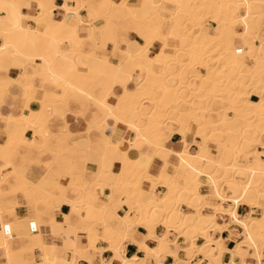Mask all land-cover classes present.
<instances>
[{"label":"bare ground","instance_id":"bare-ground-1","mask_svg":"<svg viewBox=\"0 0 264 264\" xmlns=\"http://www.w3.org/2000/svg\"><path fill=\"white\" fill-rule=\"evenodd\" d=\"M24 1L0 0V13H4V17H0V103L13 84L28 93V101L37 94L42 99L35 112L26 111L23 115L7 117L0 115L5 127L14 130L7 133L0 145V161L6 165L1 170L0 214L15 211L16 202L6 205L4 201L21 195L31 200L29 207L34 217L25 222L27 231L16 233L12 223L1 224L0 250L5 252L6 264L28 263L19 260L31 256L32 248L13 251V241L27 239L38 242L41 237L39 214L48 216L54 210L52 202L56 199L70 207L71 215L81 217L83 223V227L78 228L80 233L75 232L72 238L73 247L67 253L70 256L68 264H76L80 259L93 264L86 255L88 252L99 256L103 253V249L95 246L98 239L107 245L118 264H145L147 260L162 264L161 259L165 257L172 258L173 264H184L178 257L180 249L190 255H203L208 259V262L204 260L207 264H226L221 261L224 252L231 256L228 264H233L236 258L240 259V264H246L240 256L241 251L250 255L257 264H262L264 156L261 154L264 153L255 149L253 144L251 149H247L243 165L238 164L236 157L241 156L238 151L248 144L264 141V55L260 54L264 51V0H138L137 5L131 0L120 3L73 0L75 8L64 6V14H71L72 23H68L67 15L61 21L48 23L55 7L54 0H31L38 13L26 17L21 14ZM83 8L92 20L103 21L99 27L88 24L86 39L79 37L78 30L81 21L79 10ZM203 11L216 19L213 34L208 29L202 32ZM168 19L170 26L167 25ZM22 21H31L36 27L24 28ZM186 21L190 25L185 24ZM123 25H127L124 32L121 30ZM165 25L168 28L163 32ZM131 32L143 42L135 54L121 48L129 42L127 34ZM102 34L114 36H109L102 43L97 39ZM153 39L160 44L158 57L151 51L155 43ZM83 41L92 43L91 53L82 52ZM107 47L116 50L114 57L116 53L122 54L116 64H109L110 58L105 55L95 54L96 49ZM178 52L187 55L189 62L203 63L207 76L202 83L200 73L183 74L180 71L177 67ZM164 54H170L172 58L164 62L165 68L162 69L157 64ZM14 66L22 69L17 78L8 76L9 68ZM28 66H39L42 72L29 75L25 71ZM105 73L109 76L103 77ZM36 78L43 80L42 87L33 85ZM172 81L174 83L170 85L168 82ZM178 81L182 86L172 91ZM130 84L132 89L127 88ZM54 85L57 90L48 91L45 87ZM203 85L208 95L219 93L222 96L223 103L230 106L227 111L225 109L227 113L234 112L232 108H240L238 110L256 115V118L250 117L253 121L249 120L242 126L243 120L241 124L240 118L233 119L225 113L214 119L206 112H199L197 107L202 102L196 104L185 99L194 89L199 91L196 86ZM249 85H254L252 93L257 100L245 101ZM116 87L121 89L118 95L114 93ZM108 98L113 102L110 103ZM171 99L175 101L172 106H162L164 100L170 103ZM72 103L78 106L79 112L92 113L86 131L87 151L72 147L68 143V134L60 133L54 127L48 131V118L53 116L54 105H62L70 112ZM202 108L211 109L210 102H203ZM108 125L113 128L122 126L130 137H107L104 131ZM241 127L245 130L242 131ZM47 131L53 136L49 137ZM246 132L250 133L249 137L243 136ZM174 133L181 137L177 152L167 148ZM29 135L33 139L24 141ZM188 135L193 139L194 153L189 151ZM50 138L59 140V149L52 155L54 160L44 166L45 174L36 183L19 174L11 184L10 178L18 174L15 158L19 156L29 160L34 150H49ZM208 142L216 143L218 151L225 157L218 155L217 160L212 159ZM261 143L260 149L264 151ZM21 145L26 146L30 153L20 156L18 149ZM94 147H99L102 154L110 151L119 154L117 173H108L101 165L93 173L86 170L87 158L82 156L88 157ZM160 152L170 155L176 163L160 160ZM132 154L134 158H131ZM75 155L78 158L73 160ZM33 159L41 161L40 156ZM156 161L160 165L159 170L152 175L151 168ZM179 167L185 169L184 174H179ZM52 168L54 172L50 173ZM169 168L172 169L171 174L167 172ZM64 177L67 183L61 182L65 181ZM46 181H52L49 189L45 187ZM155 183L166 188L163 195L158 196L153 191ZM202 185L215 200L214 204L205 202L207 196L199 192ZM4 186L8 189L5 190ZM143 187L150 188V191ZM102 188L110 191L106 201H100L98 197V190ZM56 192H61L62 198L56 196ZM69 192L74 198H67ZM119 192L124 196L117 197V193L121 196ZM92 196L95 200L91 202L88 197ZM123 197L132 207L120 217L116 211L123 204L120 202ZM182 202L190 204L194 211L188 209L184 213ZM239 206L249 209L243 218L237 214ZM256 211H260L259 217L253 216ZM219 217L225 225L218 224ZM69 218L63 216L62 220ZM112 220L118 223L116 228L110 224ZM157 222L187 235L185 248H180L165 233L156 236L154 226ZM29 223L35 225L36 233L29 230ZM231 223L239 227L243 240L236 244L234 250L226 251L222 248V240H211L208 230L220 232ZM139 226L146 229V235L136 233ZM4 227L11 232L10 236H4ZM194 234L207 239L204 246H196ZM147 241H152L155 248L147 247ZM126 243L138 247L144 258H126ZM77 254H81L80 259ZM104 263L103 259L99 262ZM43 264L49 263L44 260Z\"/></svg>","mask_w":264,"mask_h":264},{"label":"crops","instance_id":"crops-1","mask_svg":"<svg viewBox=\"0 0 264 264\" xmlns=\"http://www.w3.org/2000/svg\"><path fill=\"white\" fill-rule=\"evenodd\" d=\"M87 1V0H84ZM115 3H120L122 0H112ZM131 3L138 4V0H131ZM75 1L73 0H67L66 2L64 0H54L53 5L55 6L52 10V17L48 18V23H52L54 21L58 22L61 21L65 15H67L68 23H72V16L71 14H64V6L66 8H75ZM75 6V7H74ZM63 7V8H62ZM36 6L31 0H25L22 4L21 14L29 17V16H36L37 15ZM79 16L81 18L78 30H79V37L81 39H86L88 35V24H93L96 27H99L103 25V21L100 19L92 20V16L89 15L85 8L79 10ZM0 17H4V13H0ZM93 23H92V22ZM82 23V24H81ZM211 26H215L214 23L208 22ZM85 26V27H84ZM22 27L24 28H30L34 29L36 26L31 21H22ZM168 28L167 25L163 27V32L166 31ZM99 41L102 40L101 35H98L97 38ZM127 39L129 42L127 45L122 46V49H126L129 53L135 54L139 51L140 43H143L141 39H138L136 35H134L132 32L127 34ZM2 41L0 40V44ZM86 46V47H85ZM85 47V48H84ZM160 47V44L158 42L154 43L153 48L151 49L152 53H156ZM66 49V48H64ZM84 49V50H83ZM93 51L92 43L89 41H83L82 42V52L83 53H91ZM113 49L112 47H107L106 49H96L95 54L98 56H108L110 57L109 64H116L121 60L123 57L121 53H116V56L111 58ZM116 58V59H115ZM80 61V60H79ZM107 67L106 69H108ZM105 69V67H104ZM85 70V69H84ZM29 75L35 73V72H42L41 67L37 66H28L25 70ZM22 72V69L20 67L14 66L10 67L8 71V76L11 78H17L20 73ZM19 73V74H18ZM5 76V74H3ZM33 85L36 87H42L43 80L41 78H36L33 81ZM133 85L130 84L127 86L128 89H132ZM48 91L57 90L58 87L56 85L54 86H45ZM114 93L116 95L121 93V89L119 87H116L114 89ZM254 97H252L253 99ZM42 99L40 95H34L30 101H28V93L22 89L19 85L13 84L8 88L7 94L4 96L2 102L0 103V115L2 117L7 116H18L25 114L26 111L35 112L39 108V102ZM108 101L110 103L113 102V100H110L108 98ZM84 115V116H83ZM53 116L56 117V123L54 124V129L58 131L59 128L62 129V133L68 134L70 136V139L68 140V143L75 148H78L81 151H87L89 148V144L86 142V131L88 127L89 121L92 119V113L89 112H79L78 106L75 103H72L70 105V112L66 111L65 108L62 105H54L53 107ZM14 131L13 128L5 127V123L0 119V145L3 144L4 139L7 136L8 132ZM104 134L114 139L118 136H122L123 138L130 137L128 136L126 130L122 126H118L116 128H113L111 125H108L106 127ZM85 135V136H84ZM85 137V138H84ZM33 138L29 135L24 138V141H31ZM197 140V139H196ZM195 140V141H196ZM180 142L181 137L179 134L174 133L171 138L169 139V143L167 144V148L172 149L173 151H179L180 148ZM187 142L190 143V152H195L196 148L194 146L193 139H191V135H188ZM198 142V141H197ZM40 144V143H38ZM86 149V150H85ZM34 150L33 152H35ZM18 153L20 156H25L26 154L30 153L28 148L24 145H21L18 149ZM31 156V155H30ZM135 156L132 154L131 158H134ZM77 157H74L73 160L77 159ZM83 159L87 158V164H86V170L88 172H95L99 165L103 167V169L106 172H113L117 173L119 171L118 161L120 159L119 154L116 151H110L107 154H102L99 147H94L92 149V152L88 155V157L82 156ZM158 158L162 161H168L173 164L175 160L171 159L170 155H168L165 152H160L158 154ZM42 164L35 165L32 160H24L21 157L15 158V166L17 168V173L13 175L10 178V183L13 184L14 181L19 178V174L25 175L26 178L36 183L44 174H45V167L46 164L50 163V159H42L40 158ZM159 163L156 161L152 168H151V174L156 175L159 170ZM6 165L0 161V179L2 178L1 170L4 169ZM56 167V165H55ZM118 168V169H117ZM179 174H184L185 169L183 167H179L178 169ZM168 173H172V169L169 168ZM63 179V177H62ZM62 183H67L68 180L61 181ZM52 185V181H46L45 187L50 188ZM145 189H148L144 187ZM4 189L7 190L8 186H4ZM156 195H163L166 190L162 187H157L155 189ZM200 192L207 196L205 199V202L207 204H214L215 200L210 197L208 190L203 187L200 188ZM56 196L62 198L61 192H56ZM110 195V191L108 189L102 188L98 190V197L100 201H106V198ZM67 198H74V195L69 192L67 194ZM89 201H94L95 196L88 197ZM124 197L120 199L121 203H124ZM6 205L10 204H16L17 207L16 210L13 212H6L0 214V228L2 223H12L13 224V230L14 232H20V231H27L28 226L25 223L27 220L32 219L34 217L33 212L31 211L29 205L31 204V200L25 199L23 196H15V197H9L5 201ZM16 202V203H15ZM19 204V205H18ZM55 204V205H54ZM54 205V206H53ZM52 207L54 210H51V212L46 216L45 214H39L40 215V234L41 237L38 242H33L30 240H19L14 239L12 244V250L13 251H21L27 248H32L33 253L31 256H28L27 258L20 259L21 261H27V264H43L44 260H46L49 264H68L70 262V256L67 254L70 249L73 247L72 238L74 236V233L78 231L80 233V230L78 228L83 227L82 226V218L71 215L70 207L59 201L58 199L54 200L52 202ZM58 208V209H57ZM58 210V211H57ZM128 211V207L125 205H121L119 209H117L116 214L120 217H123ZM182 211L184 213L188 212V208L185 205H182ZM249 209L245 206H239L237 209V214L240 217H245L248 213ZM255 215V214H254ZM253 215V216H254ZM63 216H69V220L63 221ZM82 216V214L80 215ZM221 218V217H219ZM217 219L218 224L225 225L224 220ZM4 220V221H3ZM112 222V223H111ZM110 224L113 227H117L118 223L115 220H112ZM16 223V224H15ZM227 225V224H226ZM115 227V228H116ZM1 230V229H0ZM136 233L138 235H146L147 231L145 228L139 226L136 228ZM221 232V233H220ZM217 232L214 234V239L218 241L219 239L222 240V248L226 251H232L236 247L237 243H240L243 239L240 237V229L235 224L231 223L227 225L222 231ZM164 233V228L161 226L156 227L155 229V235L161 236ZM83 239V237H81ZM204 239L198 238L196 241V246H204ZM179 246L185 245L184 240L179 239L178 241ZM147 247L150 249L155 248V244L152 241H147ZM125 257L130 259L133 256H137L138 258H144V254L133 244L126 243L125 244ZM97 248L103 249V253L99 256L97 254H94L93 252H88L86 257L89 260H93V264H99L100 260L103 259L106 264H118V261L114 259V255L110 253L107 250V245L105 243L99 242L96 245ZM184 247H182L183 249ZM199 256V255H198ZM240 256L244 259V262L246 264H257V262L251 258L250 255L244 253L241 251ZM78 259H80L81 254H77ZM178 257L181 259L185 258V254L183 251L178 252ZM262 257H264V254H262ZM43 261H42V260ZM31 260V261H30ZM33 260V261H32ZM264 260V259H262ZM261 260V261H262ZM162 264H173V259L170 257H165L161 259ZM201 262V264H207V262H203L200 258H195L191 264H197L198 262ZM222 263H230L231 262V256L224 252L222 254ZM146 264H155L152 260H147L145 262ZM233 264H240V259L236 258L232 261ZM0 264H6V257L5 252L0 250ZM76 264H88L87 262L83 260H78ZM105 264V263H104Z\"/></svg>","mask_w":264,"mask_h":264},{"label":"rangeland","instance_id":"rangeland-1","mask_svg":"<svg viewBox=\"0 0 264 264\" xmlns=\"http://www.w3.org/2000/svg\"><path fill=\"white\" fill-rule=\"evenodd\" d=\"M193 11H195V9L193 10ZM206 11H203L202 12V14H201V23L202 24H200L199 26L201 27V29H202V32L204 31V29H205V31L208 29L212 34H213V27H215L216 26V24H215V21L214 20H216L215 19V17L212 15V14H207V13H205ZM194 14V13H193ZM214 18V19H213ZM122 20V19H121ZM120 19H119V21L120 22H122ZM208 22H212V23H214L215 24V26H211L210 24H208ZM185 24H188V25H190V23L188 22V21H186L185 22ZM167 25L168 26H170V22H169V19H168V21H167ZM126 27H127V25H123V27H122V31L124 32V30L126 29ZM109 36H112V35H104V34H102V40H101V42L102 43H104L105 42V39L106 38H109ZM114 36V35H113ZM112 36V37H113ZM197 36V35H196ZM262 37H264V35H262ZM153 42H156V40L155 39H153ZM86 47V46H85ZM84 47V48H85ZM84 50V49H83ZM116 52V50H114L113 49V52H112V55H111V58H113L114 57V53ZM155 55H156V57H158L160 54L159 53H154ZM260 54H262V55H264V51H261V53ZM177 56V62H178V64H177V67L179 66V69H180V71L183 73V74H186L187 72H191V74H193V72H198V73H200L201 75V79H200V83H202L203 81L202 80H204L205 79V77L207 76V71L204 69V67H203V63L202 62H198V61H194V62H189V60H188V56L187 55H185L183 52H178V54L176 55ZM106 57H108V56H106ZM110 58V57H109ZM161 59L159 60L160 61V63H158L157 65H158V67L159 68H162V69H164L165 68V64H164V62L165 61H170L171 60V58H172V56L170 55V54H164V55H162L161 57H160ZM116 59V58H115ZM188 61V62H187ZM181 62H184V63H181ZM198 63V64H197ZM202 63V64H201ZM184 64V65H183ZM106 66H109V65H106ZM180 66H182V67H180ZM105 67V66H104ZM158 68V69H159ZM175 68V67H174ZM158 69H157V71H158ZM156 71V72H157ZM106 74V75H105ZM104 75H103V77H105V76H109V74H107V73H105ZM191 80H193V78H191ZM170 85H172L173 83H174V81H172V82H168ZM215 84H217V82L215 83ZM219 84V83H218ZM178 85V86H177ZM175 87H173L172 88V91L174 90H178V88H180V86H182V85H180L179 86V81H178V84H177ZM204 87V85L201 87H195V88H197L199 91H197V90H195L194 89V92L192 91L191 93H189V95H188V97L185 99V101L187 100V101H190V102H195L196 104L197 103H203V102H205V101H209L210 102V106H211V109H208V110H210V111H208V110H204L203 108H202V103L200 104V106H198L197 108L199 109L198 111L199 112H206L208 115H211L212 117H214V119L215 118H217L219 115H222V113H225V115L226 116H229V117H231V118H233V119H235V117H237V118H240L239 120H240V122H241V120H243V122H244V124H242V122H241V124H242V126H245V122H250V121H253L252 119L250 120L249 118L250 117H252L253 119H255L256 118V115H254L253 116V114H252V116H251V114L250 115H248V112H245V111H240V110H238V109H240V108H232L231 110H234V112H230L231 110H229L228 109V112H230V113H227L226 111H227V108H229L230 106H228V105H226L225 103H223L224 101V99L222 98V96L219 94V93H214V94H212V95H208L207 93H206V91L204 90V89H206L205 87ZM96 88H98V87H96ZM99 88H100V86H99ZM203 88V89H202ZM248 89V94L246 95V97H245V101L246 100H250V101H253V100H257L255 97H254V95H253V90H254V85H249V87L247 88ZM253 92V93H252ZM173 93H175V92H173ZM196 95V96H195ZM217 96V97H216ZM219 97V98H218ZM252 97H254L253 99H252ZM173 99V98H172ZM172 99H171V101H170V103H168V100H164V102H163V104H162V106L163 105H166L167 107H169V106H172V103H174V102H172ZM174 100V99H173ZM242 102H244V100L242 101ZM201 108V109H200ZM225 109H226V111H225ZM237 109V110H236ZM218 115V116H217ZM84 116V115H83ZM56 117L55 116H50V118H48V123H49V129H48V131H50V129L52 128V127H54V124L56 123ZM250 120V121H249ZM52 125V126H51ZM224 126V125H223ZM242 128H244V129H242ZM224 128H222V130H223ZM241 130L242 131H244L245 130V127H241ZM241 130H238L239 131V133H241ZM47 131V133L49 134V137H52L53 135L52 134H50V132H48ZM58 132H60V133H62V129L61 128H59L58 129ZM225 132V134H226V132L227 131H224ZM238 133V132H237ZM236 133V134H237ZM243 136H247V137H249L250 136V133H248V132H246V133H244V135ZM197 141H199V140H197ZM258 143H259V145H258V143H256V141L255 142H252V143H250V144H248L247 146H245V147H243L242 148V150H239L238 152H240L241 153V156L239 157H236V161L238 162V164L240 163V165L242 164H244L245 163V156H246V153L248 152L247 151V149L249 148V149H251L252 147H253V144L255 145L254 147H255V149H258V148H260V143L261 142H264V141H257ZM49 146H48V148H49V150H45L44 148H41V149H38V150H36L35 152H32L31 153V159H29V160H32V161H34L33 163L35 164V165H38V164H42V162H40V161H38V162H36L35 161V159H33V158H35V157H39L40 156V158H42V159H45V158H47V159H50L51 161H53L54 160V158H53V154H54V152L56 151V152H58V149H59V146H57V144L59 143V140H56V139H54V138H50V140H49ZM214 144V145H213ZM216 143H212V142H208V148H209V153H210V155H211V158L212 159H218L219 158V156L218 155H223V154H221V152L220 151H218V149H217V146L215 145ZM262 144H264V143H261V146H262ZM196 151V150H195ZM212 151V152H211ZM259 152H262V153H264V151H260V150H258ZM237 152V151H236ZM192 153H194V152H192ZM58 154V153H57ZM218 157H217V156ZM262 156H264V154H261ZM224 157H225V155H223ZM223 156H221V157H223ZM74 157H77V155H75ZM262 158H264V157H262ZM47 165V164H46ZM50 170V173H52V172H54V169L52 168V169H49ZM67 179V178H66ZM65 179V177H64V180H66ZM157 187H162V188H164L165 190H166V188L163 186V185H161L160 183H155L154 184V186H153V191L157 188ZM48 188V187H47ZM144 188V187H143ZM49 189V188H48ZM145 189V188H144ZM145 190H147V191H150V188H148V189H145ZM199 192H200V190H199ZM119 194H121V192H119ZM122 197V196H124V195H122L121 194V196L120 195H118V193H117V197ZM158 196H161V194L160 195H158ZM124 200H125V197H124ZM124 203L125 204H127V207H128V209L129 208H131L132 206L131 205H129L130 203H128V201L126 202V201H124ZM123 203V204H124ZM122 204V205H123ZM180 205H185L187 208L190 206V204H187V203H180ZM121 207V206H120ZM119 207V208H120ZM118 208V209H119ZM189 210H191V211H194V208H188ZM135 212H132V214H134ZM259 215H260V211H256L255 212V215H254V217H259ZM158 226H161V227H163L164 228V233L169 237V239L170 240H172L173 242L175 241V242H177V237H183V239H184V242H185V238L187 237V235H184V234H180V232L179 231H177V230H173V228H168L165 224H163L162 222H157L156 224H155V229H156V227H158ZM170 231H172V233L170 232ZM209 232V235H210V237H211V240L212 239H214V234L215 233H217L218 231H216L215 229H209L208 230ZM198 238H202V239H204V242L207 240V239H205V238H203L202 236H200V234H194V237H193V240L195 241V243H196V241H197V239ZM99 242H101V243H103V241L102 240H100V239H98L97 241H96V245L99 243ZM178 243V242H177ZM185 244V243H184ZM95 245V246H96ZM180 248H182V247H184L185 248V245H180L179 246ZM181 250V249H180ZM185 254V258L184 259H182L183 261H184V264H189V261L190 260H192V259H194V258H196L198 255L199 256H202V259L203 260H207V262H208V259L206 258V257H204L203 255H201V254H196V255H190L189 253H184ZM187 259V260H186ZM262 259H264V257H262ZM146 264V263H145ZM149 264V263H148ZM199 264V263H198Z\"/></svg>","mask_w":264,"mask_h":264},{"label":"built area","instance_id":"built-area-1","mask_svg":"<svg viewBox=\"0 0 264 264\" xmlns=\"http://www.w3.org/2000/svg\"><path fill=\"white\" fill-rule=\"evenodd\" d=\"M258 150L262 151L260 148H258ZM29 230H30L32 233H36V232H37L36 229L33 227V224H32V223H29ZM3 232H4V236H10V235H11V232H10L7 228H5V227H4V229H3ZM170 232H172V231H170ZM179 239L183 240L182 237H177V241H178ZM203 242H204V241H203ZM197 257L200 258L201 260H203L201 256H197ZM197 257H196V258H197ZM194 259H195V258H194ZM194 259L190 260V261H189V264H191L192 261H193ZM201 262H202V261H200V262H198V263L201 264ZM203 262H205V261L203 260ZM198 263H197V264H198ZM262 264H264V260H262Z\"/></svg>","mask_w":264,"mask_h":264},{"label":"snow or ice","instance_id":"snow-or-ice-1","mask_svg":"<svg viewBox=\"0 0 264 264\" xmlns=\"http://www.w3.org/2000/svg\"><path fill=\"white\" fill-rule=\"evenodd\" d=\"M33 227H35V225H33Z\"/></svg>","mask_w":264,"mask_h":264}]
</instances>
